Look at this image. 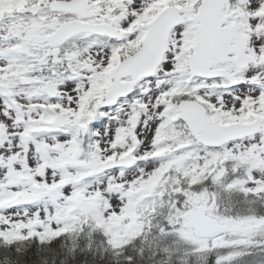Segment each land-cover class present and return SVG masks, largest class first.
Here are the masks:
<instances>
[{
    "label": "snow or ice",
    "instance_id": "snow-or-ice-1",
    "mask_svg": "<svg viewBox=\"0 0 264 264\" xmlns=\"http://www.w3.org/2000/svg\"><path fill=\"white\" fill-rule=\"evenodd\" d=\"M0 264H264V0H0Z\"/></svg>",
    "mask_w": 264,
    "mask_h": 264
}]
</instances>
